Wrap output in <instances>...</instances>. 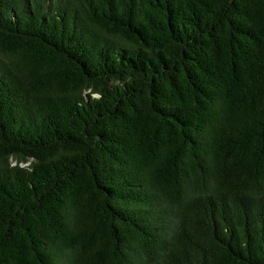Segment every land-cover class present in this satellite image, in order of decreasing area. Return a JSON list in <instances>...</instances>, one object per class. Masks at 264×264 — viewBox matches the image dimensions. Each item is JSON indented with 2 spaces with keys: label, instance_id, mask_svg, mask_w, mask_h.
<instances>
[{
  "label": "trees",
  "instance_id": "16d2710c",
  "mask_svg": "<svg viewBox=\"0 0 264 264\" xmlns=\"http://www.w3.org/2000/svg\"><path fill=\"white\" fill-rule=\"evenodd\" d=\"M0 264H264V0H0Z\"/></svg>",
  "mask_w": 264,
  "mask_h": 264
}]
</instances>
